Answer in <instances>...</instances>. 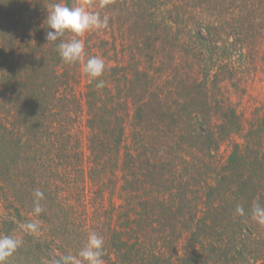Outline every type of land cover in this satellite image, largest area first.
<instances>
[{
	"label": "trees",
	"instance_id": "trees-1",
	"mask_svg": "<svg viewBox=\"0 0 264 264\" xmlns=\"http://www.w3.org/2000/svg\"><path fill=\"white\" fill-rule=\"evenodd\" d=\"M97 1L109 27L70 65L46 40L57 0H0L2 230L37 220L18 251L56 258L96 231L104 264H264V100L234 101L264 75V0Z\"/></svg>",
	"mask_w": 264,
	"mask_h": 264
},
{
	"label": "clouds",
	"instance_id": "clouds-1",
	"mask_svg": "<svg viewBox=\"0 0 264 264\" xmlns=\"http://www.w3.org/2000/svg\"><path fill=\"white\" fill-rule=\"evenodd\" d=\"M47 28L46 40L48 42L60 41L57 51L66 64H76L86 55L85 42L80 39L86 33L93 30L99 31L109 27V18L102 17L99 12L91 11L84 6H69L63 0H57L46 10ZM66 34H71L68 40L61 39ZM106 71L105 60L100 56L89 57L83 65L84 74L91 80H96V88L102 89L105 83L100 79ZM32 212L39 216L43 211L40 201L44 199V193L35 190ZM236 214L244 216L245 209L241 205L235 208ZM251 219L258 225L264 226V204L255 202L251 208ZM37 220H29L23 228L29 232L39 230ZM22 245V241L10 234H0V264H8L12 257ZM105 239L96 231H90L84 246L76 256L64 255L54 259L51 264H104Z\"/></svg>",
	"mask_w": 264,
	"mask_h": 264
},
{
	"label": "rangeland",
	"instance_id": "rangeland-1",
	"mask_svg": "<svg viewBox=\"0 0 264 264\" xmlns=\"http://www.w3.org/2000/svg\"><path fill=\"white\" fill-rule=\"evenodd\" d=\"M97 0H78L79 6H84L86 8H89L91 11L98 12V8L100 5H98ZM83 85V82L82 84ZM75 91H78V86L76 85ZM264 100V75L259 74L256 78L252 79V83L249 87L245 89V91H242V93H237L234 101L238 103H242L243 105L249 104L251 105L250 111H253L254 107V102L258 101V103H261ZM257 105L259 106V104ZM262 117V114H261ZM76 123V121H75ZM222 156H224L225 152V146H223L220 150ZM226 153V152H225ZM108 181H106L107 183ZM109 183V182H108ZM110 184V183H109ZM112 186V185H111ZM116 188V187H115ZM106 189H109V186H107ZM104 189V190H106ZM97 188H92L91 191H97ZM90 190L87 192L89 193ZM117 197V195H116ZM114 201L117 204H120L121 201L118 198H114ZM27 215V214H26ZM5 208L4 205L2 204L0 200V224L3 220H5ZM2 220V221H1ZM114 222V221H113ZM21 222H17L16 225L11 229L10 231H4L2 230V226H0L1 231L0 234H5L9 233L10 235L20 239L22 242H26V236L28 235V231L23 228V225L25 224ZM82 225V221H76L75 226H76V231L80 228L79 226ZM39 239V238H37ZM73 244H74V256L79 252V250L83 247V240L81 235L80 236H74L73 239ZM35 242V241H34ZM36 243V242H35ZM35 243H32V246H29L28 248L25 249L24 253H19L17 250L16 253L9 258L8 264H51V262L54 259H57L55 255L51 254L49 250L44 246H41L42 249L34 247ZM22 246V245H21ZM20 246V249H21ZM65 255V254H64Z\"/></svg>",
	"mask_w": 264,
	"mask_h": 264
}]
</instances>
